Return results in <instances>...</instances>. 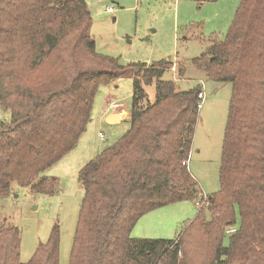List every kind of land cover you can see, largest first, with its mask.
Returning a JSON list of instances; mask_svg holds the SVG:
<instances>
[{
  "label": "trees",
  "instance_id": "16d2710c",
  "mask_svg": "<svg viewBox=\"0 0 264 264\" xmlns=\"http://www.w3.org/2000/svg\"><path fill=\"white\" fill-rule=\"evenodd\" d=\"M90 26L86 0H0V109L10 114L0 120V198L12 183L53 194L59 179L43 172L76 146L99 87L127 77L128 129L78 171L69 264H264V0H241L224 38L210 36L190 61L231 84L219 189L205 198L187 164L200 86L164 78L171 60L123 64L97 52ZM186 68L178 61L179 76ZM187 200L206 205L177 238L131 236L143 214ZM19 251L20 230L1 227L0 264H59L57 227L27 262Z\"/></svg>",
  "mask_w": 264,
  "mask_h": 264
},
{
  "label": "rangeland",
  "instance_id": "374dc122",
  "mask_svg": "<svg viewBox=\"0 0 264 264\" xmlns=\"http://www.w3.org/2000/svg\"><path fill=\"white\" fill-rule=\"evenodd\" d=\"M241 0H86L91 13L90 33L96 51L115 57L120 63L161 59L173 61L164 78H172L182 89L203 83L204 100L195 124L188 169L205 195L219 189V167L225 124L231 96L230 82H213L192 67L191 59L208 46L210 36L223 39ZM106 6L115 8L105 12ZM186 62L179 76L178 61ZM172 70V71H171ZM149 99L154 86H146ZM132 80L124 77L99 87L93 100L91 119L76 146L43 172L59 179L53 194L34 193L17 183L11 193L0 198V228L14 225L20 230L19 260L27 262L39 243H44L56 226L59 234V264H69L73 237L83 196L79 169L95 154L114 143L129 127L128 120L109 124L102 117L114 110L129 109ZM8 111L0 109V120L9 121ZM102 133L103 137L99 135ZM205 207V202H199ZM196 202L187 200L165 205L143 214L131 236L174 239L197 214ZM234 227L239 226L236 211ZM209 218V214L207 215ZM228 242L225 236L223 243Z\"/></svg>",
  "mask_w": 264,
  "mask_h": 264
},
{
  "label": "crops",
  "instance_id": "0c3cea01",
  "mask_svg": "<svg viewBox=\"0 0 264 264\" xmlns=\"http://www.w3.org/2000/svg\"><path fill=\"white\" fill-rule=\"evenodd\" d=\"M102 119H104L109 124L119 123L122 120H128L129 121L130 112H129V109L128 110H126V109L111 110V111L106 112L104 114V116L102 117Z\"/></svg>",
  "mask_w": 264,
  "mask_h": 264
},
{
  "label": "built area",
  "instance_id": "2783aa9c",
  "mask_svg": "<svg viewBox=\"0 0 264 264\" xmlns=\"http://www.w3.org/2000/svg\"><path fill=\"white\" fill-rule=\"evenodd\" d=\"M115 11V8H113L112 6H106L105 7V12H108V13H111V12H114ZM174 67V66H173ZM172 67V69L174 70V68ZM172 71V70H171ZM173 79H175V73L173 72ZM200 84H201V89H200V91L197 93V97H198V99H199V107L201 106V104H202V102H203V100H204V97H205V94H204V91H203V83L202 82H200ZM109 106L112 108V109H117L118 107H120V105H119V103H117V102H110L109 103ZM99 135L101 136V138L103 137V135H102V133L101 132H99ZM206 197V195L204 194V198ZM196 205L198 206V207H200V203L199 202H196ZM232 231H234V228H231V229H228V232H232Z\"/></svg>",
  "mask_w": 264,
  "mask_h": 264
}]
</instances>
